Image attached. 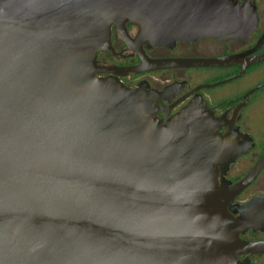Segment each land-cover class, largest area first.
Listing matches in <instances>:
<instances>
[{
	"label": "water",
	"instance_id": "water-1",
	"mask_svg": "<svg viewBox=\"0 0 264 264\" xmlns=\"http://www.w3.org/2000/svg\"><path fill=\"white\" fill-rule=\"evenodd\" d=\"M251 0H0V264H249L264 251V196L228 210L257 177L225 170L254 147L234 143L204 101L165 124L154 95L100 78L112 29L142 63L223 66L242 56L152 60L143 44L248 39ZM128 24L138 27L135 38Z\"/></svg>",
	"mask_w": 264,
	"mask_h": 264
},
{
	"label": "flooded vegetation",
	"instance_id": "flooded-vegetation-1",
	"mask_svg": "<svg viewBox=\"0 0 264 264\" xmlns=\"http://www.w3.org/2000/svg\"><path fill=\"white\" fill-rule=\"evenodd\" d=\"M243 2L244 0H239ZM256 7L259 23L248 39H215L201 37L194 41H177L173 47L143 44L145 55L152 60L215 59L242 56L234 64L223 66H175L155 70L131 68L142 63L140 55L127 49L117 28L112 29L113 52L100 51L96 64L100 78H110L129 88L143 87L153 93L152 117L165 124L194 101H204L217 118L226 125L221 134L232 137L234 143L252 138L254 147L239 156L225 170L219 167L220 187L229 188L244 177L261 156L264 146L251 133L243 130L242 123L257 119L264 104V0H251ZM129 34L135 38L138 27L128 24ZM228 88V89H226ZM244 160V161H242ZM264 196V166L257 177L230 202L228 210ZM247 242H264V231L248 229L240 233ZM249 264H264V251L247 252L239 256Z\"/></svg>",
	"mask_w": 264,
	"mask_h": 264
},
{
	"label": "rangeland",
	"instance_id": "rangeland-1",
	"mask_svg": "<svg viewBox=\"0 0 264 264\" xmlns=\"http://www.w3.org/2000/svg\"><path fill=\"white\" fill-rule=\"evenodd\" d=\"M260 108H262V111L261 113L258 112L259 115H257V119L254 118V120H250L246 123H242V126H243V130L251 133V135H254L256 139L260 138L259 143H261L262 146H264V104L263 105L261 104Z\"/></svg>",
	"mask_w": 264,
	"mask_h": 264
}]
</instances>
